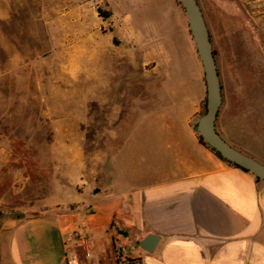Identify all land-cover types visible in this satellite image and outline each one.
Listing matches in <instances>:
<instances>
[{
  "label": "crops",
  "instance_id": "crops-1",
  "mask_svg": "<svg viewBox=\"0 0 264 264\" xmlns=\"http://www.w3.org/2000/svg\"><path fill=\"white\" fill-rule=\"evenodd\" d=\"M142 1L94 0V17L102 8L107 17L99 19L108 27L106 45L94 46V54L105 51L109 65L124 69H163L162 55L177 53L180 61L171 68L191 63L198 76L167 79V92L145 93L128 92L110 75L101 98L94 79V102L102 106L94 126L106 134L105 151L94 157V175H77L79 161L65 159L62 171L73 176L56 199L60 206L48 201L17 209L0 229V264H264V181L220 158L196 131L207 89L184 7L178 0H152L162 1L167 11L170 6L172 16L164 14L160 31L149 33L138 12ZM11 3L0 0V78L19 64L8 41L11 12L18 11ZM34 20L25 30L33 29ZM189 82L194 92H187ZM222 86L218 133L264 165V105L256 108L257 101L243 102L230 85ZM240 121L251 135L238 129ZM82 213L94 214V224ZM78 233L91 240V259L69 244ZM151 235L160 241L147 253L141 243ZM118 239L133 249L126 262L117 256Z\"/></svg>",
  "mask_w": 264,
  "mask_h": 264
},
{
  "label": "rangeland",
  "instance_id": "rangeland-1",
  "mask_svg": "<svg viewBox=\"0 0 264 264\" xmlns=\"http://www.w3.org/2000/svg\"><path fill=\"white\" fill-rule=\"evenodd\" d=\"M11 1L18 11L11 12L14 28L8 41L19 64L0 78V145L4 146L0 149V229L7 228L17 209L48 201L54 208L60 206L56 199L67 191L73 176L62 171L65 159L79 161L77 175L85 179L94 175V157H101L106 145V134L94 126V114L102 111L101 104L94 102V79L101 98L110 75L118 77L128 92L145 93L167 92L171 87L162 85L167 79L198 76L191 63L184 62V69L171 68L178 61L177 53L162 55L163 69H154L152 64L147 69L109 65L105 51L94 54V46L106 45L108 32L101 16L94 17V0ZM198 1L222 82L243 102L257 101L256 108L263 106L264 0ZM112 7L119 14L117 6ZM170 8L167 11L162 1H142L138 12L145 17L143 29L160 31L163 15L172 16ZM100 12L107 15L102 8ZM33 19V29L25 30ZM189 84L187 92H194L193 82ZM237 127L251 135L245 121ZM82 215L94 224V214Z\"/></svg>",
  "mask_w": 264,
  "mask_h": 264
},
{
  "label": "water",
  "instance_id": "water-1",
  "mask_svg": "<svg viewBox=\"0 0 264 264\" xmlns=\"http://www.w3.org/2000/svg\"><path fill=\"white\" fill-rule=\"evenodd\" d=\"M180 1L203 66L207 89L206 111L197 123V131L209 147L227 161L264 181V165L234 148L217 131V119L223 105V86L211 34L199 1ZM159 241L158 236L151 235L141 243V248L147 253H153Z\"/></svg>",
  "mask_w": 264,
  "mask_h": 264
},
{
  "label": "built area",
  "instance_id": "built-area-1",
  "mask_svg": "<svg viewBox=\"0 0 264 264\" xmlns=\"http://www.w3.org/2000/svg\"><path fill=\"white\" fill-rule=\"evenodd\" d=\"M69 244L82 249L88 259L92 258V242L88 236L78 233L72 237ZM115 249L119 260L122 262L128 261L132 256L133 249L130 248L123 240L116 243Z\"/></svg>",
  "mask_w": 264,
  "mask_h": 264
},
{
  "label": "trees",
  "instance_id": "trees-1",
  "mask_svg": "<svg viewBox=\"0 0 264 264\" xmlns=\"http://www.w3.org/2000/svg\"><path fill=\"white\" fill-rule=\"evenodd\" d=\"M181 5H182V3L181 2H179ZM183 6V5H182ZM102 17H107V15H101ZM215 54H216V52H215ZM196 131H197V125H196ZM200 136V135H199ZM200 142L203 144V145H205V146H208L209 147V145L204 141V139L200 136ZM211 148V147H210ZM214 152H216L214 149H212ZM217 153V155L220 157V158H222L223 160H225V161H227L225 158H223L218 152H216ZM227 162H229V161H227ZM230 164H232V165H234V166H236V167H238L237 165H235V164H233V163H231V162H229ZM240 168V167H239ZM258 180H260L259 178H257ZM261 181V180H260Z\"/></svg>",
  "mask_w": 264,
  "mask_h": 264
}]
</instances>
